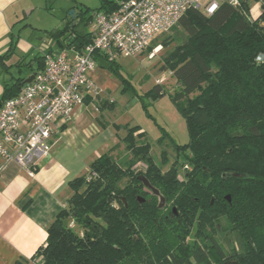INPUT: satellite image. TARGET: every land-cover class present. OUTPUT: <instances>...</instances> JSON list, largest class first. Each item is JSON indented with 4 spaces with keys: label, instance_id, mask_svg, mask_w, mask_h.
Segmentation results:
<instances>
[{
    "label": "trees",
    "instance_id": "1",
    "mask_svg": "<svg viewBox=\"0 0 264 264\" xmlns=\"http://www.w3.org/2000/svg\"><path fill=\"white\" fill-rule=\"evenodd\" d=\"M250 1L260 2L256 18L250 16ZM117 4L100 0L95 9L80 7L61 28L47 33L61 48L79 51L91 41L87 25L94 14L111 12ZM175 26L186 39L164 56L162 69L172 72L177 83L170 97L185 119L189 140L174 149L188 169L180 178L175 159L162 171L144 131L125 125L122 140L132 155L127 166L118 165L107 151L69 182L67 207L47 227L45 245L32 255L35 264H226L229 259L264 264V0H221L211 15L189 8ZM168 37H155L148 50L165 47ZM9 55H0L4 69L10 67ZM93 57L117 70L115 60L98 52ZM34 59L42 67L43 56ZM24 80L3 85L0 106ZM152 94L166 92L155 84ZM138 161L146 164L143 173L133 171ZM166 163L162 153L161 165ZM89 171L96 176L87 182ZM138 175L158 190L167 208L159 207L157 196L147 195ZM221 220L240 250L235 245L238 251L233 247L226 254L214 238ZM190 235L200 243L188 240Z\"/></svg>",
    "mask_w": 264,
    "mask_h": 264
},
{
    "label": "built area",
    "instance_id": "2",
    "mask_svg": "<svg viewBox=\"0 0 264 264\" xmlns=\"http://www.w3.org/2000/svg\"><path fill=\"white\" fill-rule=\"evenodd\" d=\"M219 3L220 0H118L111 12H96L87 45L79 51L64 47L45 52L43 65L32 72V80L1 104L0 170L6 162L13 161L32 176L38 161L50 149L56 124L68 122L75 106L96 100L98 89L88 76L96 66L93 53L108 60L121 54H141L155 37L173 28L189 8L211 15ZM95 176L94 171H89L85 180L89 182ZM69 227L74 228L75 223L71 221Z\"/></svg>",
    "mask_w": 264,
    "mask_h": 264
},
{
    "label": "crops",
    "instance_id": "3",
    "mask_svg": "<svg viewBox=\"0 0 264 264\" xmlns=\"http://www.w3.org/2000/svg\"><path fill=\"white\" fill-rule=\"evenodd\" d=\"M47 1L0 0V55L10 53L5 59L10 67L4 69L0 66V95L5 83L17 77L28 78L38 66L33 57L34 67L23 73L20 66L29 67L32 62L17 60L16 63H9L13 55L28 54L41 48L42 53L37 56H42L47 51L61 48L55 39L40 37L38 31L41 27L28 21L33 13L41 9V3ZM249 3L250 16L256 18L260 13V2ZM14 64L18 66L17 76L11 71ZM92 71L96 73L94 69ZM96 99L75 106L68 122L56 124L50 149L38 161L32 176L13 161L2 166L0 264H14L17 260L35 264L32 255L37 248L45 245L47 227L56 214L67 207V200L72 194L69 182L85 174L90 163L115 144L117 136L113 130L97 124L100 122L97 113L101 114V108L99 110L96 103L102 99L99 96Z\"/></svg>",
    "mask_w": 264,
    "mask_h": 264
},
{
    "label": "rangeland",
    "instance_id": "4",
    "mask_svg": "<svg viewBox=\"0 0 264 264\" xmlns=\"http://www.w3.org/2000/svg\"><path fill=\"white\" fill-rule=\"evenodd\" d=\"M99 5L100 0H48L47 3H41V9L33 13L28 21L33 25L40 26L41 30L38 31L40 37L48 40L49 35L42 28L58 29L74 13L78 12L80 7L95 9ZM91 13L92 11L89 10L85 16L87 17ZM91 25L90 22L87 29L91 28ZM32 37L35 38V35ZM166 37L170 39V42L163 48L158 45L154 50L147 49L145 52L134 56L127 54L118 56L115 59L117 70L113 69L114 65L108 67L96 63L94 68L96 73L90 71L89 78L96 84L99 97L102 99L96 103L99 110L101 108V114L97 113L98 121L100 120L97 124L111 128L117 136L115 144L107 151L118 165L125 168L132 158L122 140L126 133L124 126L138 125L144 131L145 139L150 145V155L161 166L162 171H165L177 159V173L182 178L184 169L180 163L183 161V157L182 155L177 156L174 144L183 145L187 143L189 135L185 119L170 97L176 90L177 83L172 72L168 69H162V65L164 64V56L176 45L183 43L186 34L180 27L174 26L168 32L158 35L156 41H161ZM41 53L42 50L39 48L28 54L13 55L9 63H16L17 60L24 61V63L32 62L34 61L32 58L35 55H41ZM20 67L23 73H27L31 67H34V62L30 64V68L26 65ZM17 68L18 66L14 64L11 70L14 76H17ZM155 84L162 85L166 94L160 97L154 96L152 87ZM162 153L167 162L164 165H161ZM145 168L146 164L143 161H138L133 166V171L143 173ZM124 180L120 183L121 185ZM224 225L225 222L221 220V228L218 232H214V238L222 245L226 254L231 253L233 247L236 250L235 245L240 250L235 236L223 230ZM191 238L192 235L188 240ZM232 260L229 259L226 264H236Z\"/></svg>",
    "mask_w": 264,
    "mask_h": 264
},
{
    "label": "water",
    "instance_id": "5",
    "mask_svg": "<svg viewBox=\"0 0 264 264\" xmlns=\"http://www.w3.org/2000/svg\"><path fill=\"white\" fill-rule=\"evenodd\" d=\"M32 77H33V76L30 75L28 78H26V79L23 81V84H24V83H28V82H30V81L32 80ZM137 178L142 182V184H143L146 188L150 189V190L153 192V194H155V195H159L158 190L155 189V188L149 183V181H148L143 175H138ZM159 198H160L159 206H161L162 203H163V201H164V199H163V197H161V196H160ZM226 198H227L228 201H230V197H229L228 195H227ZM232 261L235 262L236 260L233 259Z\"/></svg>",
    "mask_w": 264,
    "mask_h": 264
},
{
    "label": "flooded vegetation",
    "instance_id": "6",
    "mask_svg": "<svg viewBox=\"0 0 264 264\" xmlns=\"http://www.w3.org/2000/svg\"><path fill=\"white\" fill-rule=\"evenodd\" d=\"M143 186H144V185H143ZM143 189L147 192V195H152V194H153V192H152L150 189L146 188L145 186H144ZM153 195H155V194H153ZM155 196H157L158 198L160 197L159 195H155ZM161 197H162V196H161ZM163 199H164V198H163ZM142 200H143V198L141 199V201H142ZM159 202H160V198H159ZM162 205H163V206H162ZM162 205L159 206V207H160V208H162V207H163V208H167V207H168V204L166 203L165 200L163 201ZM219 230H220V228L217 227V228H216V232H218ZM193 239L197 240V242L200 243V241H199L198 239L192 237L191 240H193Z\"/></svg>",
    "mask_w": 264,
    "mask_h": 264
}]
</instances>
